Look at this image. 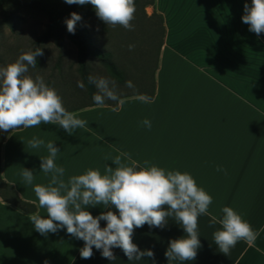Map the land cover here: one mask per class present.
Wrapping results in <instances>:
<instances>
[{"label":"crops","instance_id":"1","mask_svg":"<svg viewBox=\"0 0 264 264\" xmlns=\"http://www.w3.org/2000/svg\"><path fill=\"white\" fill-rule=\"evenodd\" d=\"M246 2L251 6V0H153L149 9L160 17L164 32L149 102L136 94L122 98L117 111L109 103L69 110L87 121L72 135L45 124L7 133L0 147V179L36 211L24 212L0 198V264H153L148 257L129 262L118 248L114 261L94 247L92 258L81 259L84 242L66 229L47 236L34 230L29 214L47 218V212L39 208L33 188L47 186L50 177L40 172L47 149L30 148L33 137L60 150L56 164L64 167L65 180L89 169L103 175L105 165L115 167L111 160L119 152L130 153L140 166L148 160L189 173L213 202L210 215L198 218L202 247L194 261L183 264H264V231L254 244L240 241L225 256L213 240L220 225L209 226L212 216L219 219L221 209L231 207L254 230L264 228V38L242 22ZM145 119L150 129L142 125ZM22 168L33 171L32 185L23 182ZM86 210L93 217L107 211ZM184 235L170 218L164 229H135L132 239L140 250L154 252L155 264H168L169 241Z\"/></svg>","mask_w":264,"mask_h":264},{"label":"clouds","instance_id":"2","mask_svg":"<svg viewBox=\"0 0 264 264\" xmlns=\"http://www.w3.org/2000/svg\"><path fill=\"white\" fill-rule=\"evenodd\" d=\"M68 5L90 4L95 15L108 27L120 26L125 30H134V0H64ZM82 17L73 12L65 19L67 31L74 35L76 24ZM242 22L249 26V31L258 37L264 33V0H251V6L244 4ZM135 45L128 46L129 51ZM41 48L21 52L15 62L0 65V131L14 132L19 129L36 127L41 124L58 125L68 135L75 130L85 128L87 121L78 119L76 112H70L63 106V99L56 89L50 87L40 75L33 78L29 70L37 68L36 58L43 56ZM88 83L96 88L92 100L95 106L104 107L106 101L113 102V111L123 105L124 100L116 91L114 82L105 77L89 75ZM77 87L84 89L83 82ZM126 87L134 88L131 81ZM137 99L149 102L146 95ZM142 125L151 128L148 119ZM32 149L44 147L48 155L40 158V172L50 177L47 186L37 184L33 191L39 208L47 212V218L39 214H29L34 230L47 236L65 230L71 237L82 240L84 246L79 250L81 259L93 256V247L100 251L102 258L116 260L113 249H120L129 262L152 258L151 250H140L133 243L135 229L147 225L150 229H164L169 219L173 220L185 235L172 239L164 253L168 264L178 261H194L202 247L198 218L210 215L212 197L197 186L195 179L187 172L165 170L145 160L140 166L130 153L119 152L111 162L115 167L105 165L104 174L99 170H87L84 174L73 175L64 179L65 169L56 164L60 150L54 142H47L38 137L28 141ZM219 167L217 171H221ZM23 182L32 185L34 173L22 168ZM102 206L107 211L93 217L87 208ZM109 209H115L109 210ZM222 217L212 216L210 227L218 223L220 229L213 233V240L218 251L228 256L231 249L240 241L254 244L259 231L254 230L231 207L221 209ZM101 221L106 226L101 227ZM259 251V249H257ZM44 264H48L47 261Z\"/></svg>","mask_w":264,"mask_h":264},{"label":"rangeland","instance_id":"3","mask_svg":"<svg viewBox=\"0 0 264 264\" xmlns=\"http://www.w3.org/2000/svg\"><path fill=\"white\" fill-rule=\"evenodd\" d=\"M149 2L134 0L136 10L132 31L120 26L108 27L95 12L82 18L94 44L109 54L107 62L98 58L89 60L91 75L114 82L121 98L149 93L152 89L162 28L159 18L151 14L147 6ZM47 21L45 12L33 5L0 7V65L15 62L21 52L33 51L35 39L44 31ZM130 44L135 45L132 51L128 49ZM39 48L44 54L36 58L37 68H30L28 74L33 78L42 76L50 87L55 88L68 111L92 104L96 88L90 96L86 87H77V82L82 80L76 48L66 42L63 49H58L53 40L39 45ZM126 81H131L134 88L126 87ZM106 103L113 104L112 101ZM7 133L0 131V147Z\"/></svg>","mask_w":264,"mask_h":264},{"label":"trees","instance_id":"4","mask_svg":"<svg viewBox=\"0 0 264 264\" xmlns=\"http://www.w3.org/2000/svg\"><path fill=\"white\" fill-rule=\"evenodd\" d=\"M9 4H29L41 8L45 12L48 19L47 25L44 31L35 39L33 51L36 50L39 45L49 40H53L58 49H63L66 42L72 44L77 50L78 71L81 80L86 87L89 95L92 96L94 94V86L88 83V77L89 75H91L89 60L98 58L102 61H108L109 54L104 52L94 44L93 38L91 37L88 29L85 27L82 19L77 22L74 35L68 33L64 21L65 19L70 18V14L73 12L79 14L82 18L84 16H89L95 12L93 7L90 4H86L83 6L68 5L64 2V0H0V7ZM152 4L153 0H150L147 6H150ZM158 18L161 22L163 34L164 30L162 27V21L160 17ZM261 36L264 38V33H261ZM153 89L154 86L152 85V89L149 93L139 94L146 95L148 98H152ZM91 105H94V103L82 107ZM0 189V198L5 202L12 204L27 213H34L36 211L35 205L20 199L17 193L14 191L13 187L3 182L1 179Z\"/></svg>","mask_w":264,"mask_h":264}]
</instances>
